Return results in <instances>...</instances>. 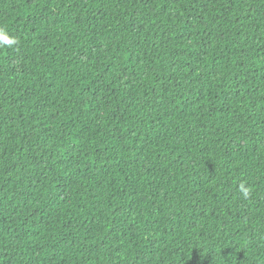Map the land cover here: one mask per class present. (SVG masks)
Segmentation results:
<instances>
[{
  "label": "trees",
  "instance_id": "16d2710c",
  "mask_svg": "<svg viewBox=\"0 0 264 264\" xmlns=\"http://www.w3.org/2000/svg\"><path fill=\"white\" fill-rule=\"evenodd\" d=\"M0 28V264H264V0H0Z\"/></svg>",
  "mask_w": 264,
  "mask_h": 264
},
{
  "label": "clouds",
  "instance_id": "9594fccd",
  "mask_svg": "<svg viewBox=\"0 0 264 264\" xmlns=\"http://www.w3.org/2000/svg\"><path fill=\"white\" fill-rule=\"evenodd\" d=\"M15 43H18V41L15 38H9L6 31L4 29L0 28V45L11 46ZM240 191L245 198L248 197L249 190L247 188H245L243 185L240 186Z\"/></svg>",
  "mask_w": 264,
  "mask_h": 264
}]
</instances>
